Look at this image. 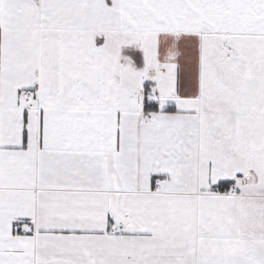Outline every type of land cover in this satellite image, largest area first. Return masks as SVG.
Returning a JSON list of instances; mask_svg holds the SVG:
<instances>
[{
	"label": "snow or ice",
	"instance_id": "1",
	"mask_svg": "<svg viewBox=\"0 0 264 264\" xmlns=\"http://www.w3.org/2000/svg\"><path fill=\"white\" fill-rule=\"evenodd\" d=\"M0 264H264V0H0Z\"/></svg>",
	"mask_w": 264,
	"mask_h": 264
}]
</instances>
